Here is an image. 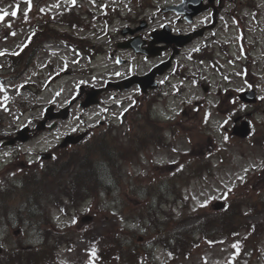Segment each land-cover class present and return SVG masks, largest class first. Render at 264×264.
I'll list each match as a JSON object with an SVG mask.
<instances>
[{
	"label": "rangeland",
	"instance_id": "374dc122",
	"mask_svg": "<svg viewBox=\"0 0 264 264\" xmlns=\"http://www.w3.org/2000/svg\"><path fill=\"white\" fill-rule=\"evenodd\" d=\"M57 1L60 2L62 6H67L69 5L68 3L76 2L78 5L81 4L83 8H89L95 13V15L103 11L102 7H104L105 10L114 7L121 16L118 18L117 16L115 18L112 17L113 19L108 22L100 19L96 20L94 16L93 18L85 17L86 20L83 21V23L87 24L88 27L86 30L79 32L80 37L83 35L85 40L90 41L91 44H97L98 47L103 49V51L100 49V53L93 57H89L88 54L81 50L79 51L78 48L74 50L60 39H47L43 43L44 35L43 32L40 33V36L38 35L35 37L36 41L29 49H27V52H23L25 53L23 56H26V53L31 52L35 47H42H40V51L35 57H33V62H31L30 66L22 72L19 68L14 69L13 65H10L11 63L7 60L6 56H1V54H16L22 50L21 48L24 45L26 46L28 44L32 25L30 24L31 22L26 24L21 23V21H27L32 17L29 11L30 3H28L30 0H0V16H3V19H0V78H4L3 81L1 80L2 83H0V135H10L23 124L33 123L40 117L41 113H43L44 106L48 102H54L57 105H61L71 100V96L75 93L78 83L87 82V84L98 86L103 80L112 78L114 76L112 75V69H115V66L118 65L113 63L111 59H106V52L113 45H107L109 41L107 40V32L116 36L117 42L121 41L124 37L117 36L115 32L122 28V26L126 25L123 17H127L128 15V20L131 22V26L128 27L135 28L132 29L133 32H141L142 30H145L148 22L150 24L149 26L159 25L161 16L157 17L156 7L167 0H153L154 6L151 3L152 0H145L144 5H147L149 8H145V6L138 2L136 4L135 0H46V3L52 10ZM247 2L254 3L255 6L259 5L264 14V0H237L235 8L239 9L242 7V14H250L251 8L247 6ZM16 6H19L20 12L16 15H12L16 10ZM81 9V7L77 6L75 10L80 12ZM63 10L64 14L62 18L56 21V30L60 33L57 37H79V35H76L77 33L73 30H76V25L78 24L77 21L81 19L77 18L75 13L71 12L70 9L63 7ZM5 12H7L8 15H4ZM4 17L13 18L7 21ZM140 19L143 24L137 25ZM167 19L170 21V18L167 17ZM262 20H264V18H262ZM251 22L253 23L252 20ZM90 24L92 26H90ZM176 27L186 28L187 26L176 24ZM36 28L38 31L41 30L42 24L38 23ZM256 33L258 34V39H260L263 31H257ZM262 38L264 37L262 36ZM250 39L254 41L258 40L253 34L250 35ZM254 55L260 58V61H256L257 65L251 67V71L256 73V76L248 79L243 77L242 82L238 77H235L230 85L233 91L247 85L257 87L258 93L262 98L260 105H238L237 102L234 101L235 96H233L232 91H229L226 97L223 95L221 97V99L225 100V106L217 109L214 104L215 102L219 103V100L211 97V103L214 109L209 111V113H206L203 121L204 126H201V112H189L188 107H186V113H188V115L183 118L185 123L184 127L181 129L186 131L190 130L194 134L192 138L193 141L192 143H189L188 139H177L173 147L177 153L172 156V158H179L180 162L188 161L194 166L198 165L208 152H210V154H214L215 151L220 153L223 149L226 153V160L221 166H217L221 161L217 157L211 159L215 164L213 165V168H211L213 169L212 175H206L202 180L193 179L185 188V197L190 200V204L188 203L189 207L187 206L185 208L187 213L188 208L189 210H195L200 207H204L207 212H214L215 210L212 207V202L219 198L221 200L227 198L228 201L231 200L232 205H234L235 198H237L238 194L242 193H245L248 197L257 196L261 201H264V177L255 174L252 178L251 174H244L245 172H248V170H246L247 168H251L252 166L259 167L261 165L263 155L260 146L258 143H252L251 140H253L254 136L239 140L230 137V130L233 124L231 116L235 115L232 114L235 111L241 113L250 120L253 133L261 134V132L264 131L263 46H260ZM147 67L148 66L144 67V69ZM70 70L71 72L69 73ZM19 71L20 74L17 75ZM121 72L126 73L127 68L123 69ZM198 94V92L191 90L190 92H187L185 96L179 97L176 100L169 97L167 105L165 103L166 99L162 98L160 99L161 101L156 104L154 111L158 114L159 110L164 117L173 118L179 109H181L183 100L189 101V104H192L191 101L195 99ZM9 97L14 98L16 102H13ZM129 100L130 99L124 98L114 99L106 96L102 98L101 103L106 106L107 116H117V114L120 113L119 109L121 110V102L124 101L125 103L123 104L128 105ZM227 102L231 103L230 107ZM161 104L163 105L164 110L159 107ZM100 109H103V106L99 105L86 111L85 116L88 124L96 123V120L99 118L97 113ZM76 111L77 108L73 107L70 118L67 121L62 122L55 131L50 134L43 133L20 147L23 156L20 162L26 163L32 160H37L36 156H38V150L50 151L52 146L60 141L59 139L62 134L73 131V129L78 126V117L75 114ZM200 127H204L202 128L205 132V135L203 134L204 136L199 132ZM168 149L169 148H162L160 151H156L154 157L156 160L155 162L161 169L158 168L153 170V167L150 166V164L145 163L144 165L143 161H140V165L126 164L122 167L121 162L117 163L116 171H120L118 174L122 179V181L120 179V185H131V183L135 181L146 184L151 180V178H149L150 175L158 178L157 176L161 177L165 172L171 171L172 166H169L168 162L171 159L170 155H172V153L169 152ZM1 150L5 151L4 149ZM17 151L18 150H14L13 152L16 153ZM16 158L17 156L14 155H1L0 153V180L2 178L4 182L9 180L8 183H12L13 181H17V183L20 182L19 175L25 168L17 169L15 171L17 174L16 178L9 179V173H11V170L6 169L5 167L14 161H18ZM21 163H18V165L25 166V163ZM239 168L240 170H238ZM137 171H145L149 173V175L141 174L140 176H137ZM32 172L34 173L35 171ZM25 173L26 172H24V174ZM38 177L39 179L37 180H40L41 176ZM129 178L131 179L129 180ZM114 184L115 183L113 182L108 183L107 188L110 189V191L113 189V192L108 193V191H105L107 193L100 196L95 208H89V201H87L84 204L82 203L77 207H74L69 216H63L61 214L62 212H60L52 202L42 204V209L38 210V214L39 217L46 218L43 222L47 223V225L56 226L57 228H70L71 232L75 234V237L73 238L74 246L72 249H69L67 243H60L57 247L56 250L59 258L58 261L60 262L59 264H90V260L83 250V247L88 242V238H82L79 233L86 223L81 220V216L84 214L92 215V219L87 223H96L99 228L103 225L108 226L110 222H117L126 228L135 229L137 232H135L132 246L137 253L134 252L133 254L138 261L145 259L142 260L144 264H220L229 256L231 243L233 242L225 241L224 243L213 247H208L207 245L202 244L195 248L187 259L181 256L169 257L166 248L171 249L175 244V241L170 234L172 231L178 230L185 223L179 221L172 226L160 229V234H157V232L151 231L150 229L143 231L144 229L139 227L138 223L128 220L129 217L127 216V213L124 214V212H119V208L123 206L124 202H127L124 208L125 210H128L127 208L129 207L128 212L130 215L133 214V211H136L137 204L132 201L135 200L133 198L134 196L126 194L125 189L122 187L118 189L119 186L117 184V186H114ZM21 186L25 187L26 184L23 183ZM44 186L45 183L42 182L40 191ZM115 187H117V189ZM3 192H5V190L0 189V193ZM59 194H61V192L57 189L50 195V198L54 199L56 196L58 197ZM117 195L122 197L121 201L117 200ZM165 208L168 210V212H165L166 214L169 213V208H171L175 217L180 216L183 212L180 204L171 205V207L166 205ZM257 209H260V213L251 215L249 211H246L248 209L243 207L242 216L249 219L262 220L264 222V206H257ZM238 213L241 214V211L235 209L233 217L236 219L230 221L233 225H241L246 220ZM218 214L219 213H217V215ZM159 220L164 222V215L160 216ZM182 220L186 219L183 218ZM194 221L195 219L191 220L190 223ZM214 221L217 222H215L213 226L221 228L222 232L229 231L224 223L221 225L222 222L220 218L214 219ZM5 222V220H0V232L1 234L8 232L9 235L6 233L5 242L10 241V243H6L10 247H14L12 246L14 243L18 244L19 240H22L21 244L24 246L32 245L34 242H37L41 236V231L36 226L32 227L24 225L25 229L18 232L20 227L12 226V228L8 229ZM187 223L189 222L187 221ZM40 225L41 227H44L42 224ZM257 229L259 232L263 233L259 238L261 251L260 258L256 264H264V227ZM163 236H165V238L173 245L167 243L166 239L162 238ZM185 241H189V237L186 238ZM126 256L124 255L121 258L122 261H126ZM128 257L130 256L128 255ZM33 260L35 259L26 252L13 257L14 264H24V262L32 263ZM115 261L119 262L118 260Z\"/></svg>",
	"mask_w": 264,
	"mask_h": 264
},
{
	"label": "trees",
	"instance_id": "16d2710c",
	"mask_svg": "<svg viewBox=\"0 0 264 264\" xmlns=\"http://www.w3.org/2000/svg\"><path fill=\"white\" fill-rule=\"evenodd\" d=\"M49 35L54 36L55 33ZM84 144L85 145L76 147L73 150L71 149L72 151H70L68 154L65 155V157L68 156L69 158L70 156H74L73 158L74 160L73 159L64 160V158H59L58 160H56L54 167L52 168L46 167V169L42 173L41 179L47 180V185L49 186V188H47V185H45L43 190V195H45L46 192L52 190V187H54L55 185L63 182V175L60 173L59 170L60 168L62 169L64 167L69 168V172H68L69 178L65 180V184L63 185L64 186L63 191L68 195L70 193H74V195L70 196L72 202L77 201L79 198L81 200L82 199L85 200L88 197H97L98 194H100L104 189L106 190V188L108 187V183L111 182L121 183L120 182L121 177L118 174L120 171H116L117 169L116 167L118 163L117 160L118 157H121L122 160H124L126 158L125 157L126 152L120 151L119 149L118 150L111 149L108 139H96L92 137L88 139ZM128 157L130 158V155ZM38 184L39 182L38 180H36L35 188L38 186ZM30 186L31 185L29 184L28 188H26V191L24 192V195H32L29 191H33V186L32 187ZM61 187L62 184H60V188ZM27 191L28 193H26ZM6 194L7 196L12 195V193L9 192H6ZM21 194L18 195L21 196ZM41 195L42 193L40 194V196ZM34 199L37 200L38 195H36ZM28 200H27V204H28L27 208L20 211L21 209L19 207L16 210L18 214L22 212H24L26 215H28L27 213L34 214L33 204L31 201H29L31 203L29 205ZM53 202L60 205L61 199H55ZM2 203L6 204L4 199ZM247 204L253 208V205L250 202H247ZM147 206L148 205H145L141 209L140 213L143 217L146 215L148 219L151 221L150 222L151 224L150 226H148V228L160 230V224L158 219L156 222L153 220L154 217H157L158 212H155L154 210L152 212H149V207ZM32 208L33 210L30 211ZM220 218L222 225L224 223L225 225H228L230 228H234L233 223L230 222L231 220H234L232 211L226 212L223 216L221 215ZM196 227L194 226L180 227L178 230L172 231L170 236L178 242H186L185 239L188 238L189 235L192 236L195 231H198L197 229L205 233L213 232L211 231L212 227L206 226L204 221L199 222V224ZM37 228L40 229L39 227ZM255 228H256V224H255ZM43 231L45 232L52 231V228L49 230L48 228L43 229L42 232ZM115 231L117 232L114 233ZM84 232H86V234H92L93 230H86ZM126 233L127 232L121 229L120 227H117V230L115 228L111 230L109 228L104 227L103 229H100L98 233L95 234V236L96 235L99 236L100 242L102 243L101 249L99 250V256L101 260H104L105 262H109L111 260L110 259L111 254H113L114 251L117 250L121 252L122 256L124 255V252H127V249L125 248V240H124V238L127 239ZM52 234L54 240H59L60 234L54 231H52ZM42 236L44 237L42 243L35 245L34 249L29 251L30 254L37 259L39 258V256H44L45 254L51 255L52 253V248L51 246H48L47 242L45 241L44 234ZM162 238L166 239L165 236H163ZM166 241L168 242L169 240L166 239ZM2 262H3V258L0 255V264H2ZM98 264H102V261L99 260Z\"/></svg>",
	"mask_w": 264,
	"mask_h": 264
},
{
	"label": "flooded vegetation",
	"instance_id": "af4514ba",
	"mask_svg": "<svg viewBox=\"0 0 264 264\" xmlns=\"http://www.w3.org/2000/svg\"><path fill=\"white\" fill-rule=\"evenodd\" d=\"M207 2L206 0L204 1ZM214 4V12L211 13V10H208L206 12H203L191 20V22H186L183 20L181 16L176 17V22L180 23L182 26L189 25L188 28H178L176 27L175 23L166 18L168 15L160 14V22L157 26H149V22L147 24V27L145 30H142L138 33V49H144L149 46L150 37L152 34L153 29H160L164 24H167L169 27L167 30H161L157 34V40H160L159 43H156L155 51L156 54L153 57H146V55L143 54H137L134 49H123L124 54H119L118 51H120L117 46H119L120 43H125V41L129 40L131 37H124L121 41L114 44L112 48V52H109L106 55V58L112 59L114 58L116 62L120 60L124 65L128 66V70L126 73L118 74L116 79L121 80L125 79L130 75L133 74H147L151 72L152 70H159L163 63L167 60H169L171 53L173 51H176V55L172 57L171 59V67L162 75L156 76L154 81L156 83L157 88L153 90H147V92L142 95L139 93V86L133 85L131 86L127 91L134 90L136 96H147V97H153L158 93L159 90H162V85L167 83V80L172 74H176L179 69L183 68V64L185 63L184 60L190 57L191 53H201L204 54L205 50L212 49L211 45H214L219 47V50L222 53L221 46L219 44V41L217 40V34L216 32V26L219 23V19L217 18V14L220 17L222 14V8L224 7V3L219 2L218 0H215L213 2ZM141 23V22H140ZM183 35V36H182ZM116 40V37L113 36L110 38V42H114ZM187 40H190L188 44L183 45L184 42ZM110 43V44H111ZM190 51V54H189ZM121 56V57H120ZM148 66L146 69L144 67ZM142 67V70H141ZM129 82H125L124 84H128ZM147 83V82H145ZM92 86V85H89ZM88 86H85V90L88 89ZM148 89V88H146ZM120 90V91H119ZM123 89H108L110 93H113L114 95L117 93L122 92ZM105 91V92H107ZM220 92V91H218ZM82 96H84V92L82 93Z\"/></svg>",
	"mask_w": 264,
	"mask_h": 264
},
{
	"label": "water",
	"instance_id": "95a60500",
	"mask_svg": "<svg viewBox=\"0 0 264 264\" xmlns=\"http://www.w3.org/2000/svg\"><path fill=\"white\" fill-rule=\"evenodd\" d=\"M242 130H243V135H245L246 133H247V126H245L244 128H242Z\"/></svg>",
	"mask_w": 264,
	"mask_h": 264
},
{
	"label": "snow or ice",
	"instance_id": "6c2138e0",
	"mask_svg": "<svg viewBox=\"0 0 264 264\" xmlns=\"http://www.w3.org/2000/svg\"><path fill=\"white\" fill-rule=\"evenodd\" d=\"M4 15H8V13H7V12H5V13H4ZM12 15H16V13H15V12H13V13H12ZM0 19H3V16H0ZM74 222H75V221H74Z\"/></svg>",
	"mask_w": 264,
	"mask_h": 264
}]
</instances>
